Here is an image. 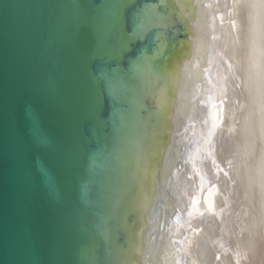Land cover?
Instances as JSON below:
<instances>
[{"label": "water", "instance_id": "1", "mask_svg": "<svg viewBox=\"0 0 264 264\" xmlns=\"http://www.w3.org/2000/svg\"><path fill=\"white\" fill-rule=\"evenodd\" d=\"M168 7L0 0V264H122L135 221L134 170L157 127L145 80L189 41L182 23L156 24ZM208 101L203 116L217 128L223 105ZM185 171L175 155L171 176ZM198 201L196 192L191 205ZM183 221L176 211L173 225Z\"/></svg>", "mask_w": 264, "mask_h": 264}, {"label": "bare ground", "instance_id": "2", "mask_svg": "<svg viewBox=\"0 0 264 264\" xmlns=\"http://www.w3.org/2000/svg\"><path fill=\"white\" fill-rule=\"evenodd\" d=\"M168 10L156 24L182 23L189 41L145 80L157 127L134 170L135 221L122 264H179L178 250L185 264H264V0H169ZM208 100L223 105L217 128L203 116ZM182 121L191 132H180ZM175 155L186 171L172 177ZM211 181L216 189L203 200ZM176 211L187 217L180 225Z\"/></svg>", "mask_w": 264, "mask_h": 264}, {"label": "rangeland", "instance_id": "3", "mask_svg": "<svg viewBox=\"0 0 264 264\" xmlns=\"http://www.w3.org/2000/svg\"><path fill=\"white\" fill-rule=\"evenodd\" d=\"M196 151H197V144L195 145V148H194V153H193V155L195 156L196 155ZM186 220H187V217H186Z\"/></svg>", "mask_w": 264, "mask_h": 264}]
</instances>
